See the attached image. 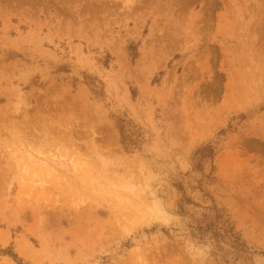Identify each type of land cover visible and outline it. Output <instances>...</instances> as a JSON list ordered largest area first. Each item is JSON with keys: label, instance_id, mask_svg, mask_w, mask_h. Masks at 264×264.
Wrapping results in <instances>:
<instances>
[{"label": "rangeland", "instance_id": "obj_1", "mask_svg": "<svg viewBox=\"0 0 264 264\" xmlns=\"http://www.w3.org/2000/svg\"><path fill=\"white\" fill-rule=\"evenodd\" d=\"M222 225L243 245L217 242ZM6 248L21 264H264V0H0Z\"/></svg>", "mask_w": 264, "mask_h": 264}, {"label": "trees", "instance_id": "obj_2", "mask_svg": "<svg viewBox=\"0 0 264 264\" xmlns=\"http://www.w3.org/2000/svg\"><path fill=\"white\" fill-rule=\"evenodd\" d=\"M133 48H135L133 46ZM133 53V52H132ZM110 56L107 55L105 57V64L108 63V58ZM86 79L88 80V84L90 85L91 89L93 90V93L95 95H99L101 90L95 85V82H91L90 76L86 75ZM95 80V79H93ZM116 128L118 129L119 135H120V143L127 149V150H135L137 149L140 144L141 140L138 138L137 132L140 128L134 122L128 118L125 114L115 116L114 118ZM207 148V147H206ZM206 148L202 149L205 150ZM200 151V153L202 152ZM203 157L198 155V160L201 161ZM190 199L186 196L182 197L180 200V205L183 204V202L189 203ZM208 226L200 228L201 234L204 235L205 232H207L211 227L214 225L213 222L207 223ZM215 236L217 238V242H230L232 246L235 248H238L242 246L243 244L240 242V237L238 234L234 231V228L230 226H220L216 227L215 230ZM0 253L10 255L16 262L19 264L23 263V259L14 252L11 248L6 249H0Z\"/></svg>", "mask_w": 264, "mask_h": 264}, {"label": "bare ground", "instance_id": "obj_3", "mask_svg": "<svg viewBox=\"0 0 264 264\" xmlns=\"http://www.w3.org/2000/svg\"><path fill=\"white\" fill-rule=\"evenodd\" d=\"M148 211V210H147ZM149 211H155L154 208H149ZM152 214V213H151ZM154 214V213H153ZM158 214V213H157ZM147 215V214H145Z\"/></svg>", "mask_w": 264, "mask_h": 264}]
</instances>
